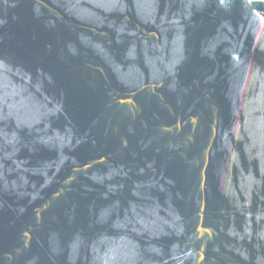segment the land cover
Segmentation results:
<instances>
[{
	"label": "water",
	"instance_id": "1",
	"mask_svg": "<svg viewBox=\"0 0 264 264\" xmlns=\"http://www.w3.org/2000/svg\"><path fill=\"white\" fill-rule=\"evenodd\" d=\"M0 264H264V2L0 0Z\"/></svg>",
	"mask_w": 264,
	"mask_h": 264
},
{
	"label": "built area",
	"instance_id": "2",
	"mask_svg": "<svg viewBox=\"0 0 264 264\" xmlns=\"http://www.w3.org/2000/svg\"><path fill=\"white\" fill-rule=\"evenodd\" d=\"M250 1H256V0H250ZM257 1H263L264 2V0H257Z\"/></svg>",
	"mask_w": 264,
	"mask_h": 264
}]
</instances>
